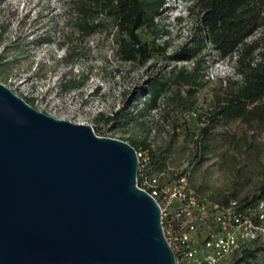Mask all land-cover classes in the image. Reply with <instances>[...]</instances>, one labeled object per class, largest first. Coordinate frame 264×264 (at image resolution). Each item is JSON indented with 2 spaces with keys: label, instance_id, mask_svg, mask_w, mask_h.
Listing matches in <instances>:
<instances>
[{
  "label": "rangeland",
  "instance_id": "obj_1",
  "mask_svg": "<svg viewBox=\"0 0 264 264\" xmlns=\"http://www.w3.org/2000/svg\"><path fill=\"white\" fill-rule=\"evenodd\" d=\"M159 14L157 32L142 30L140 36L152 43L155 34L165 32L154 42L166 45V55L160 52L138 65L119 61L111 38L102 34L81 40L67 24L63 0H0V83L24 101L32 100L37 111L91 126L100 137L139 145L148 140L164 147L174 136L165 181L187 170L189 187L199 200L243 199L264 179V126L219 117L209 121L222 96L220 81L231 76L229 66L214 60L202 86L184 84L178 71L185 67L184 73H190L192 64L177 58L190 46L196 12L189 14L185 1L165 0ZM60 44L77 50L72 68L61 63L65 51ZM82 76L87 77L85 84L68 90ZM154 77L167 82L164 101L159 109L144 111L141 91ZM124 108L130 115L119 122L117 114ZM184 114L194 116L185 119ZM107 118L112 120L106 123ZM207 125L211 138L198 149L196 141ZM238 256L222 264H233ZM250 263L264 264V249Z\"/></svg>",
  "mask_w": 264,
  "mask_h": 264
},
{
  "label": "water",
  "instance_id": "obj_2",
  "mask_svg": "<svg viewBox=\"0 0 264 264\" xmlns=\"http://www.w3.org/2000/svg\"><path fill=\"white\" fill-rule=\"evenodd\" d=\"M128 143L0 83V264H175Z\"/></svg>",
  "mask_w": 264,
  "mask_h": 264
},
{
  "label": "trees",
  "instance_id": "obj_3",
  "mask_svg": "<svg viewBox=\"0 0 264 264\" xmlns=\"http://www.w3.org/2000/svg\"><path fill=\"white\" fill-rule=\"evenodd\" d=\"M181 1L186 2L189 14L196 12V24L194 35L189 40L190 46L177 58L192 64V68L190 73H184L185 67L180 68L177 78L186 85L199 87L212 61L230 64L232 76L220 81L222 96L218 98L215 113L209 121L219 117L223 121L239 120L247 126H264V0ZM164 5L165 0H63L67 24L81 40L102 34L111 38L114 55L119 61L138 65L148 63L160 52L163 57L166 55V45L154 42L165 32L155 34L152 43L143 41L140 36L142 30L157 32L156 20ZM62 45L65 53L61 63L72 68L76 64L77 50L68 44H60L59 47ZM163 79L154 77L148 82L147 90L141 91L144 111L160 108L164 101L163 93L168 87ZM86 80L87 77L82 76L80 82H70L68 90L80 89ZM25 102L32 104V100ZM117 115L120 122L130 114L124 108ZM111 120L107 118L105 121L109 123ZM210 138L207 125L196 141V148L200 149ZM173 139L174 136L164 147L153 146L148 140L140 145L130 140L127 143L137 153L147 152L149 161L143 172L155 174L164 171ZM139 177L140 169L138 180ZM229 200H237L244 207L264 200V179L247 197L225 199L219 204ZM260 250H244L233 264L254 260Z\"/></svg>",
  "mask_w": 264,
  "mask_h": 264
},
{
  "label": "built area",
  "instance_id": "obj_4",
  "mask_svg": "<svg viewBox=\"0 0 264 264\" xmlns=\"http://www.w3.org/2000/svg\"><path fill=\"white\" fill-rule=\"evenodd\" d=\"M226 65L232 76L230 64ZM191 116L194 114H184L183 118ZM137 157L138 187L159 206L175 264H222L244 250L264 249V200L247 207L237 200L224 204L203 202L190 189L187 170L165 181L163 172H143L149 161L146 151L138 152Z\"/></svg>",
  "mask_w": 264,
  "mask_h": 264
}]
</instances>
